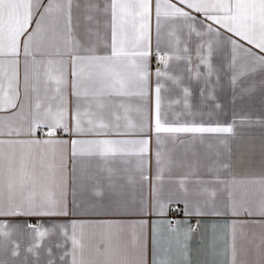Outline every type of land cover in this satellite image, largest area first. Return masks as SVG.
<instances>
[{"label": "snow or ice", "instance_id": "obj_1", "mask_svg": "<svg viewBox=\"0 0 264 264\" xmlns=\"http://www.w3.org/2000/svg\"><path fill=\"white\" fill-rule=\"evenodd\" d=\"M252 128L264 0H0V264H264Z\"/></svg>", "mask_w": 264, "mask_h": 264}, {"label": "crops", "instance_id": "obj_2", "mask_svg": "<svg viewBox=\"0 0 264 264\" xmlns=\"http://www.w3.org/2000/svg\"><path fill=\"white\" fill-rule=\"evenodd\" d=\"M246 107L250 108L252 111L259 112L260 97L257 96L250 101ZM240 145L241 141L239 140L232 145L233 149L236 151L237 158L240 156ZM262 145H264V131L259 128L244 130L243 151L247 159L243 161L238 159L237 171H240L242 167H246L249 170L259 169L261 162L264 161V150H262ZM189 222L192 223V220ZM215 222L217 221L213 217L199 219V233L192 241L193 249H196L200 245L201 237L204 238L205 242L207 241L212 232V225Z\"/></svg>", "mask_w": 264, "mask_h": 264}, {"label": "built area", "instance_id": "obj_3", "mask_svg": "<svg viewBox=\"0 0 264 264\" xmlns=\"http://www.w3.org/2000/svg\"><path fill=\"white\" fill-rule=\"evenodd\" d=\"M179 216H180V214H178V213H175V212L172 213V218H177V217H179ZM197 223L199 224V219L194 218V219L192 220V225H193V227H195V226L197 225Z\"/></svg>", "mask_w": 264, "mask_h": 264}]
</instances>
